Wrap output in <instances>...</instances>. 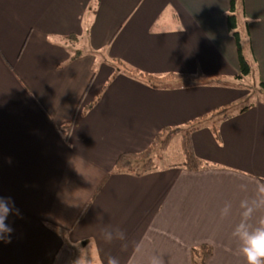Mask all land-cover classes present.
Listing matches in <instances>:
<instances>
[{
  "label": "crops",
  "instance_id": "obj_1",
  "mask_svg": "<svg viewBox=\"0 0 264 264\" xmlns=\"http://www.w3.org/2000/svg\"><path fill=\"white\" fill-rule=\"evenodd\" d=\"M230 5L0 0V197L12 229L10 242L0 240V264H72L82 250L97 264L110 256L119 264H150L153 256L192 264V248L203 243L213 248L207 264H247L233 232L241 201L251 204L264 188V91L252 84L264 82V0H244L237 14L248 76L229 30ZM118 60L176 75L151 87ZM226 104L219 138L212 120L193 133L206 169L114 171L122 152L145 149L162 127ZM115 228L125 238L114 231L105 240L104 230Z\"/></svg>",
  "mask_w": 264,
  "mask_h": 264
},
{
  "label": "trees",
  "instance_id": "obj_2",
  "mask_svg": "<svg viewBox=\"0 0 264 264\" xmlns=\"http://www.w3.org/2000/svg\"><path fill=\"white\" fill-rule=\"evenodd\" d=\"M243 1L244 0H231L230 11H229L230 14L228 15V26L232 36L235 38L237 43V49H238L240 67H241L240 73L242 76L244 75L248 76L251 73L252 65L246 53H244L245 39H243V37L241 36L239 20L237 18V14L243 11V8H241L243 6ZM118 62L121 67V70H123L125 73L131 76L140 77L146 80V82L151 87H157L165 78L170 77V75L171 76L176 75V74H167V75L159 76L149 72H143L136 68H132L121 60H118ZM190 76L197 77V75H190ZM204 76H208V75H204ZM210 77H212L211 81L214 83L221 82L222 76L211 75ZM258 90L264 91V82L261 83L259 82ZM97 99H95L93 102L95 103ZM93 104L87 105L86 109L91 108ZM230 107H231L230 104H226L221 107L215 108L214 110L206 114H203L197 118H194L186 122L185 125H175V126L166 125L162 127L161 130L156 133L149 146L146 147L145 149L140 151L122 152L116 158V161L114 163V171L117 173H128V174H135L141 176L156 170L158 168V166L156 165V157L158 160L162 159L164 157V153L170 148L172 142L178 135H181V149L184 155V161L177 165L190 171H200L206 169L207 167L210 166V163L197 155L193 143V133L198 129H200L206 121L212 120L213 122L212 130L216 134L217 138H219V127L217 125L219 118L222 117L223 119H226L227 117H229L231 114ZM72 121L68 123H64L62 126V130L65 132L66 136L70 135L71 132L70 130L73 125ZM186 125H188L187 128ZM107 177L102 181V183L94 193L92 199L87 202V204L81 211L78 219L82 218L86 214L87 210L89 209L92 203V200L95 198L99 190L105 184ZM84 254H87L85 250L76 252L75 259L78 257H83ZM212 254H213V248L211 245L207 243L194 246L191 250L192 264H207V260L212 256Z\"/></svg>",
  "mask_w": 264,
  "mask_h": 264
},
{
  "label": "clouds",
  "instance_id": "obj_3",
  "mask_svg": "<svg viewBox=\"0 0 264 264\" xmlns=\"http://www.w3.org/2000/svg\"><path fill=\"white\" fill-rule=\"evenodd\" d=\"M258 199L251 204L248 200H242L240 207L244 209L242 212V221L236 227L233 235L240 241V252L246 258L247 264H264V215L257 214L264 209V188L258 189ZM231 205H226L224 214L226 215ZM11 208L8 200L0 197V240L10 242L11 227L6 224L7 216L10 214ZM119 234L121 239L125 238V234L119 228L105 229L103 232L104 239L113 241V232ZM107 264H119L115 257H109ZM150 264H164L163 260L157 256H153Z\"/></svg>",
  "mask_w": 264,
  "mask_h": 264
},
{
  "label": "rangeland",
  "instance_id": "obj_4",
  "mask_svg": "<svg viewBox=\"0 0 264 264\" xmlns=\"http://www.w3.org/2000/svg\"><path fill=\"white\" fill-rule=\"evenodd\" d=\"M252 84L257 85V88H259V84L255 83V80L253 79ZM94 87V83L90 85V89L88 91V93L86 94V99L89 98V93L91 91V89ZM249 89V93L250 88ZM253 91L251 92L250 96L248 97V103L253 101ZM245 105V104H242ZM243 107V106H241ZM188 127V125H186V128ZM184 128V129H186ZM184 161V155L181 149V135H178L174 141L172 142L170 148L164 153V157L162 159H157L156 157V165L159 167H163V166H167L169 164H179L182 163ZM89 259L87 258H81L78 257L76 259H74L72 264H97V262L95 261H88Z\"/></svg>",
  "mask_w": 264,
  "mask_h": 264
}]
</instances>
